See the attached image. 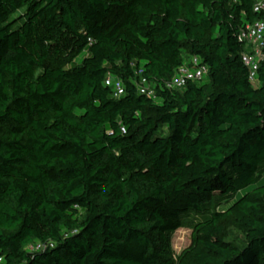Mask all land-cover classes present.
Segmentation results:
<instances>
[{"label": "trees", "instance_id": "obj_1", "mask_svg": "<svg viewBox=\"0 0 264 264\" xmlns=\"http://www.w3.org/2000/svg\"><path fill=\"white\" fill-rule=\"evenodd\" d=\"M259 1L0 0V264H264Z\"/></svg>", "mask_w": 264, "mask_h": 264}, {"label": "built area", "instance_id": "obj_2", "mask_svg": "<svg viewBox=\"0 0 264 264\" xmlns=\"http://www.w3.org/2000/svg\"><path fill=\"white\" fill-rule=\"evenodd\" d=\"M264 8V0L259 1L256 10ZM239 37L247 46V50L242 52V60L250 71L249 78L254 86L257 84V73L260 62L264 60L263 45H264V21L259 20L252 25H247L239 32ZM208 66L202 64L199 57H193L191 62L182 65L177 70V75L172 81L167 82L166 86L169 89L184 88L189 81L200 80L208 73ZM140 73V72H139ZM141 74V73H140ZM107 85L113 86V91L116 97H121L125 93L124 83L121 80H115L111 75L106 80ZM138 90L148 96H155L156 92L153 90L146 77L141 76L138 82ZM48 244H39L37 248L43 249ZM1 260V259H0Z\"/></svg>", "mask_w": 264, "mask_h": 264}, {"label": "rangeland", "instance_id": "obj_3", "mask_svg": "<svg viewBox=\"0 0 264 264\" xmlns=\"http://www.w3.org/2000/svg\"><path fill=\"white\" fill-rule=\"evenodd\" d=\"M229 238L234 240L239 244H243L244 237L240 231H238L235 227L230 226L228 228ZM191 228L189 223H185V225L177 230L174 234H172V246L173 252L175 255L179 253L182 249L190 245L191 243Z\"/></svg>", "mask_w": 264, "mask_h": 264}]
</instances>
